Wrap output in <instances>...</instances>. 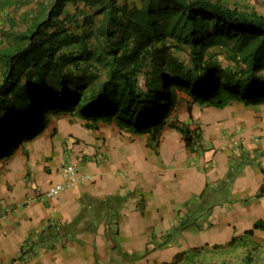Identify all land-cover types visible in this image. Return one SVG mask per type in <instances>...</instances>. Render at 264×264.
Returning <instances> with one entry per match:
<instances>
[{"label": "crops", "instance_id": "0c3cea01", "mask_svg": "<svg viewBox=\"0 0 264 264\" xmlns=\"http://www.w3.org/2000/svg\"><path fill=\"white\" fill-rule=\"evenodd\" d=\"M228 3L222 6L264 17L244 7L264 0ZM66 8L59 37L78 50L74 56L96 38L105 45L100 15L87 9L71 16ZM181 94L170 119L198 132L192 146L167 125L151 140L115 121L89 128L60 113L1 158L0 264H164L226 245L264 221V104L215 108ZM68 162L91 180L40 196L62 181Z\"/></svg>", "mask_w": 264, "mask_h": 264}, {"label": "trees", "instance_id": "16d2710c", "mask_svg": "<svg viewBox=\"0 0 264 264\" xmlns=\"http://www.w3.org/2000/svg\"><path fill=\"white\" fill-rule=\"evenodd\" d=\"M119 11L110 8L102 29L105 48L96 53L84 44L79 56H74L78 50L56 42L65 41L57 36L58 31H65L54 22L61 14L57 10L47 22L35 24L18 37L24 46L3 55L0 159L41 134L50 115H75L89 128L99 121H115L121 129L149 134L151 140L167 125L192 146L200 137L198 132L170 119L178 107L179 93L191 103L215 108L232 102L246 107L264 104L263 16L207 0H149L142 10ZM165 35L188 46L186 63L167 47L156 46ZM225 39L233 43L232 55L245 64L244 69L224 70L205 55L208 44ZM83 62L90 65L72 72L65 69ZM94 65L104 73L100 82L98 75L88 74ZM253 230L264 231V221H257ZM253 230L245 231L243 237H252ZM239 239L232 238L227 244ZM186 253L164 264H176Z\"/></svg>", "mask_w": 264, "mask_h": 264}, {"label": "rangeland", "instance_id": "374dc122", "mask_svg": "<svg viewBox=\"0 0 264 264\" xmlns=\"http://www.w3.org/2000/svg\"><path fill=\"white\" fill-rule=\"evenodd\" d=\"M66 1H69V3H66ZM111 1L115 9L120 8V14H131L133 10H142L149 0H0V82L5 70L4 59L2 58L3 55L5 53H14L15 47L24 46L25 41L19 42L17 39L21 35L29 33L30 29L34 28L35 24L47 22L52 13L57 12V10L61 12L60 15H64V13L67 12L66 6L70 5L71 16L77 13L85 15L87 9L94 10L93 12L100 15L101 29H103L104 24H107L110 8L111 10L114 9ZM218 1L220 5H230L229 3L227 4V0ZM256 4L257 5L252 6L249 4L250 7L247 6V4L244 7L248 11L257 10L264 15V5ZM72 18L73 17H71V19ZM60 19L57 17L54 22H56L57 25H61L62 21ZM67 19L68 18H63L62 20L64 21ZM64 32L65 31H58L57 36ZM209 32H212L211 27ZM56 42L65 46V48L67 47L66 49H71L70 43L67 41L56 39ZM155 44L160 48L167 47L174 57H177L184 63L187 62L188 46L186 44L176 43L174 39L167 35L156 41ZM87 46L94 52L100 51L97 38L93 40V44L88 41V44L84 46V48L86 49ZM232 47L233 43L227 39L220 43L208 44L205 49V55L210 61L218 64L224 70L233 72L244 69L245 64L240 59L236 61L235 58L237 56L232 55ZM101 48L103 49L105 47L101 45ZM93 62L95 61L91 60L90 64ZM90 64L89 62H83L72 67L81 69L84 65ZM94 69L90 70L88 74L98 75L97 82H100L102 78H104V73L98 66L94 65ZM240 238L241 239L229 245H218L216 248L215 246L217 245L205 246L187 251L186 256L182 257L176 264H264V232L259 235L253 234L252 237L240 236Z\"/></svg>", "mask_w": 264, "mask_h": 264}, {"label": "built area", "instance_id": "2783aa9c", "mask_svg": "<svg viewBox=\"0 0 264 264\" xmlns=\"http://www.w3.org/2000/svg\"><path fill=\"white\" fill-rule=\"evenodd\" d=\"M199 141V140H198ZM62 181L50 186L42 195L46 198L58 196L67 186L76 185L83 181L91 180V176L87 174H78L73 163H66L61 170Z\"/></svg>", "mask_w": 264, "mask_h": 264}]
</instances>
